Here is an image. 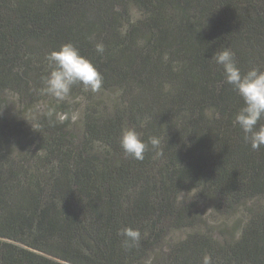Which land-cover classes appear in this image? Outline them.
Segmentation results:
<instances>
[{
	"label": "trees",
	"instance_id": "16d2710c",
	"mask_svg": "<svg viewBox=\"0 0 264 264\" xmlns=\"http://www.w3.org/2000/svg\"><path fill=\"white\" fill-rule=\"evenodd\" d=\"M66 42L118 99L87 107L78 137L38 120L44 153L15 158L4 94L46 95V54ZM220 47L242 71L264 69V0H0V264H264V146L234 124L243 101L211 59ZM124 128L158 152L127 156ZM251 200L237 236L199 230L202 206ZM128 226L141 232L131 248Z\"/></svg>",
	"mask_w": 264,
	"mask_h": 264
},
{
	"label": "clouds",
	"instance_id": "9594fccd",
	"mask_svg": "<svg viewBox=\"0 0 264 264\" xmlns=\"http://www.w3.org/2000/svg\"><path fill=\"white\" fill-rule=\"evenodd\" d=\"M95 52L105 53V45L96 42ZM221 68L224 81L230 85L237 96L243 101L234 118V124L243 132V138L254 150L264 146V69L250 67L242 71L237 66L235 53L229 47H220L212 58ZM50 68L43 78L42 92L53 96L58 101L65 99L73 86L82 85L84 90L98 92L103 84V75L94 63L82 55L79 48L72 42L62 44L46 54ZM119 144L127 156L143 160L150 144L153 150H159L160 140L150 137L145 142L134 128H124L119 138ZM119 235L125 248L137 246L141 239L139 229L124 227Z\"/></svg>",
	"mask_w": 264,
	"mask_h": 264
},
{
	"label": "rangeland",
	"instance_id": "374dc122",
	"mask_svg": "<svg viewBox=\"0 0 264 264\" xmlns=\"http://www.w3.org/2000/svg\"><path fill=\"white\" fill-rule=\"evenodd\" d=\"M134 18L140 17L138 8L133 9ZM119 91L116 88L101 89L98 92L90 90L72 89L70 94L58 105L51 95L39 94L29 102L21 103L19 95L9 89L4 94L6 107V120L9 122L11 134L6 137L3 144L4 151L15 158L30 156L37 159L44 150L34 146L32 139L34 128L38 127V120L44 119L63 133H72L76 137L81 135L82 122L87 107L105 103L111 105L118 99ZM27 106V107H26ZM259 200H251L240 204L233 211L216 210L212 203L201 207V218L198 222L200 231L211 234L215 238L237 236L240 226L246 220V207L258 204ZM188 235V230L174 229L171 238L181 239ZM148 264V263H147Z\"/></svg>",
	"mask_w": 264,
	"mask_h": 264
}]
</instances>
